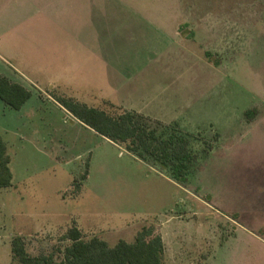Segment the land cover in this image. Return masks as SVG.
I'll use <instances>...</instances> for the list:
<instances>
[{"label":"rangeland","instance_id":"obj_1","mask_svg":"<svg viewBox=\"0 0 264 264\" xmlns=\"http://www.w3.org/2000/svg\"><path fill=\"white\" fill-rule=\"evenodd\" d=\"M0 76L33 94L20 111L0 100L14 178L0 264H20L17 237L58 255L74 226L111 247L154 228L165 264H264V0H0ZM59 98L135 112L164 135L177 125L187 182Z\"/></svg>","mask_w":264,"mask_h":264},{"label":"trees","instance_id":"obj_2","mask_svg":"<svg viewBox=\"0 0 264 264\" xmlns=\"http://www.w3.org/2000/svg\"><path fill=\"white\" fill-rule=\"evenodd\" d=\"M32 96L25 86L0 76V100L7 106L20 111ZM57 101L98 135L117 145H125L126 150L142 162L153 160L169 170L177 184L187 182L193 166V155L189 142L177 125L168 126L171 133L164 135L151 128L146 117L135 112L124 111L118 116H111L72 98H59ZM10 165L8 146L0 138V189L13 185ZM63 241L71 244L61 249L58 255L33 257L27 252L24 239L17 237L12 242V253L20 264H165V244L154 228H145L133 244L120 241L111 247L97 237L86 241L81 230L74 226Z\"/></svg>","mask_w":264,"mask_h":264},{"label":"crops","instance_id":"obj_3","mask_svg":"<svg viewBox=\"0 0 264 264\" xmlns=\"http://www.w3.org/2000/svg\"><path fill=\"white\" fill-rule=\"evenodd\" d=\"M13 184H14V178H13ZM12 187H13V185H12L11 187H9V188L0 189V191H1V190H10ZM12 254H13V253H12ZM13 259H14V256H13Z\"/></svg>","mask_w":264,"mask_h":264}]
</instances>
